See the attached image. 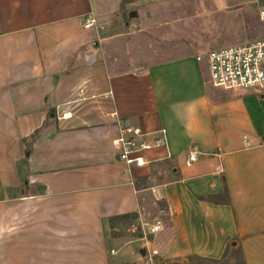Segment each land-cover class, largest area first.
<instances>
[{
	"label": "crops",
	"instance_id": "obj_1",
	"mask_svg": "<svg viewBox=\"0 0 264 264\" xmlns=\"http://www.w3.org/2000/svg\"><path fill=\"white\" fill-rule=\"evenodd\" d=\"M164 1L0 0V264H120L146 197L145 264H264V94L214 86L209 50L160 58ZM124 125L164 139L141 165Z\"/></svg>",
	"mask_w": 264,
	"mask_h": 264
},
{
	"label": "rangeland",
	"instance_id": "obj_2",
	"mask_svg": "<svg viewBox=\"0 0 264 264\" xmlns=\"http://www.w3.org/2000/svg\"><path fill=\"white\" fill-rule=\"evenodd\" d=\"M167 4L169 5L162 6L165 8L162 15L172 23V27L170 39L163 46L169 49L170 53H175L160 58H171L176 54L201 53L216 47L264 38V20L259 16L264 0H228V4L221 8L215 6L213 0H171ZM119 12L120 10L114 12L112 16H116ZM120 14L124 16L123 19L131 17V11ZM134 27L138 30L137 26ZM1 177L0 174V180ZM142 202L143 219H131L127 227L111 229L110 236L117 240L113 244L116 253L117 248H125V254L121 253L119 258L118 254H115L120 264H145L142 246L131 251L126 240L130 235L134 238L140 235L149 238L152 233L150 225L160 217L165 218L162 216L164 213L159 210L163 205L162 200L146 197ZM139 241L142 243V240Z\"/></svg>",
	"mask_w": 264,
	"mask_h": 264
},
{
	"label": "built area",
	"instance_id": "obj_3",
	"mask_svg": "<svg viewBox=\"0 0 264 264\" xmlns=\"http://www.w3.org/2000/svg\"><path fill=\"white\" fill-rule=\"evenodd\" d=\"M259 16L264 20V6L260 9ZM96 22L95 16H89L84 20L83 26L91 28ZM203 58L208 60L210 81L214 86L225 89H253L264 94V38L213 48L198 56L199 60ZM165 132V129H162V133ZM145 134L140 127L122 126L119 135L114 139V143L119 147V159L141 165L145 161L139 152L161 145L164 141L162 137L155 138L154 141L139 140ZM197 152L194 147L187 163L197 159ZM161 224L160 220L156 221L151 225L150 230L158 231ZM112 252L115 251L112 249ZM157 252L156 249L152 250V254ZM163 264L175 263L164 262Z\"/></svg>",
	"mask_w": 264,
	"mask_h": 264
},
{
	"label": "trees",
	"instance_id": "obj_4",
	"mask_svg": "<svg viewBox=\"0 0 264 264\" xmlns=\"http://www.w3.org/2000/svg\"><path fill=\"white\" fill-rule=\"evenodd\" d=\"M116 217H113L112 219H115Z\"/></svg>",
	"mask_w": 264,
	"mask_h": 264
}]
</instances>
